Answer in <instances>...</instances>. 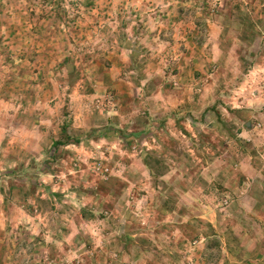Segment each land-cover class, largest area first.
I'll return each mask as SVG.
<instances>
[{
    "label": "rangeland",
    "instance_id": "1",
    "mask_svg": "<svg viewBox=\"0 0 264 264\" xmlns=\"http://www.w3.org/2000/svg\"><path fill=\"white\" fill-rule=\"evenodd\" d=\"M147 1L0 0V208L8 207L16 222L8 226L5 221L0 229V264H138L117 257L119 245L103 247L90 242L94 234L86 226L78 235L80 243L72 246H62L53 234L57 232L56 223L65 222L61 214L66 204L62 201L70 199L65 194L93 191L94 183H99L98 189L104 191L111 183L102 174L109 173L111 178L119 180L118 175L124 172L131 175L145 172L129 164L132 147L139 145V138L144 136L132 139L128 136L127 143L125 139L114 141L113 137L115 143H109L101 140L100 135L111 127L105 125V112L118 110L123 95L132 102L133 97L143 100L155 92V59L162 60L157 73L166 81L178 71L173 67L165 71L169 58L166 44L159 42L160 48L155 49L153 15L162 7L155 9V4L150 6L151 2ZM190 1L194 8L179 5V19L175 21L179 28L188 29L186 33L192 44L203 49L199 54L202 64L196 65L203 71L189 69L190 76L200 78L191 93L199 96L206 85L212 87L208 106L193 118L201 125L195 126L201 131H206L209 122L224 127L225 131L214 134L210 141L217 145L229 143L238 150L239 158L247 152L244 144L261 151L264 149V36L259 31L252 32L251 22H238L237 16L225 20L223 35L219 24L206 27L202 15L212 20L217 14L229 17L230 3L235 0H219L216 8H212L211 0ZM238 24L243 25L240 31ZM223 37L222 51L216 49V43ZM198 61L199 58L194 62ZM145 81H153L154 85ZM131 102L126 100L131 113L139 115L141 105ZM243 111L251 113L233 119V112ZM148 119L153 122L151 116ZM245 119L253 121L256 127L249 141L229 131L234 126L242 131ZM171 138L179 142L176 152L183 154L184 144L174 136ZM73 139L82 141L76 144ZM221 152L215 149L209 156L215 158ZM262 154L264 151L255 156L259 158ZM101 163H107V172ZM151 169L155 172V166ZM84 179L89 183H84ZM110 187L120 189L117 181ZM229 200L217 196L205 203L216 204L215 210L221 213L220 208L227 207ZM22 210L32 217V222L38 223L40 215L46 218L50 226L43 231L52 243L36 244L34 238L42 235L30 233L34 225L32 230L28 229L30 224L24 221L29 217ZM194 216L193 220L200 214ZM94 217L101 220L103 214L83 210L84 225L92 224ZM200 221H194L199 228L200 224L205 225L203 218ZM105 227L106 224L101 229L107 231ZM208 242L203 264H214L219 246L213 239ZM176 251L177 262L172 264H186L189 260L185 255L191 259L200 257V250L189 245ZM201 262L199 259L198 264Z\"/></svg>",
    "mask_w": 264,
    "mask_h": 264
},
{
    "label": "crops",
    "instance_id": "2",
    "mask_svg": "<svg viewBox=\"0 0 264 264\" xmlns=\"http://www.w3.org/2000/svg\"><path fill=\"white\" fill-rule=\"evenodd\" d=\"M148 1L151 2L150 6L155 4V9L162 7L157 10L161 15L157 11L153 15L155 49L160 48V43L166 44V55L169 58L166 61L165 71L172 67L178 71L172 75V79L166 81L157 73L160 68L158 64L162 60L155 59V92L146 95L143 100L137 96L133 97L132 102L128 96L123 95L118 110H107L104 115L105 125L111 126L109 127L111 132L113 128H117L118 131L110 138H101L109 143H115L112 142L113 137L117 142L125 139L127 143L128 136L131 137L130 139L137 135L144 136L139 138V145L132 147L133 153H130L129 164H134L145 172L139 175L124 172L118 175V180L111 178L109 173L102 174V170L99 169L104 175V180H109L111 184L107 185L108 188L104 191L98 189L99 183H94L91 189L93 191L65 194L64 197L70 198L62 201L66 204L62 210L64 214H61L65 222L62 223L63 225L56 223L58 228H54L57 232L53 234V238L64 247L78 244L80 230L86 226L88 231L94 234L90 242L103 247L107 244L119 245L117 257L138 264L177 262L174 253L177 252L176 249L185 245H189L193 250H200L199 258L191 259L190 255H185L189 260L186 264H198L199 259L203 264V257H207L209 248L208 240L213 239L219 246V256L217 255L214 264H264V154L259 158L255 156L264 149L258 151L257 148L244 144L243 149L247 152L241 154L239 158L238 150H234L235 147H231L229 143L219 142L217 145L214 141H210L215 138L214 134L217 136L224 132V127L211 125L209 122L206 131H201V128L195 126L198 123L201 125L193 118L208 106V95L212 87L208 84L199 96L192 95L193 87L200 78L190 76L189 69L203 71L196 67L202 64L199 54L203 49L200 48L202 46L193 45L186 33L189 32L188 29L182 26L179 28L175 21L176 18L179 19V5L188 6L190 10L194 6L190 0ZM230 7L232 14H229V17L217 14L215 20H212L205 18L204 15L201 16L200 13L196 15L205 19L207 28L219 24L221 32L225 31V20L237 16L238 22L243 20L251 22L252 32L259 31L260 35L264 36V0H235L230 3ZM139 20L142 21L143 17ZM178 23L180 24L181 20ZM238 25L241 26L237 29L240 31L243 25ZM223 34L222 32L221 35ZM222 41L225 42V37L217 40L216 49L223 51ZM198 58L200 63L199 61L195 63ZM145 82L154 85L153 81ZM257 97L255 96L254 99L258 100ZM126 100L131 102L130 104L141 105L139 115L131 113V107ZM247 108L251 107L248 105ZM250 113V111L233 112L232 115L236 120L241 119V116L248 117ZM254 114L252 113V116ZM149 116L152 117V123L148 119ZM246 119L243 121L242 131H239L237 126L231 127L229 131L249 141V135L254 133L256 127L253 121ZM119 130L121 135L117 134ZM147 134L149 136H146ZM203 134H209L210 137L206 138ZM171 136L184 144L183 154L176 152V149L180 148L179 142ZM238 148H241L240 145ZM215 149L222 152L216 153L215 158H212L209 155H212ZM233 156L238 158L233 159ZM101 164L106 168L103 171L107 172L109 169L107 163ZM154 166L155 172L151 169ZM95 180L94 178L93 182ZM87 181L84 179V183L88 184ZM116 181L119 184V191L110 187L112 182ZM217 196L230 198L228 206L220 208L221 213L215 210L216 204L205 203L211 197ZM3 199L4 197L1 202ZM180 199L184 201L180 202ZM196 200L202 202L197 203ZM85 209L92 214L102 212L103 218L100 220L94 217L92 224L84 225L82 212ZM68 211L74 215L70 216ZM22 212L25 217H29V220L24 221L30 224L28 229L32 230L34 225V230L30 233L42 235L38 239L34 238L36 244L47 245V236L44 235L43 230L48 229L50 225L46 218L40 215V220L36 223L31 221L32 217L26 210ZM195 213L200 216H196L197 219L193 220ZM203 213L208 214V217H204ZM12 214L8 207L0 208L1 230L5 221H8V226L9 223H16ZM144 215L147 217L142 218L141 216ZM180 217L183 219L179 220ZM202 218L205 220V225L200 224L199 228L194 221L201 223ZM115 223L118 225L114 228ZM105 224L107 231L101 229ZM48 242L52 243V240Z\"/></svg>",
    "mask_w": 264,
    "mask_h": 264
},
{
    "label": "trees",
    "instance_id": "3",
    "mask_svg": "<svg viewBox=\"0 0 264 264\" xmlns=\"http://www.w3.org/2000/svg\"><path fill=\"white\" fill-rule=\"evenodd\" d=\"M112 131L113 132H111V130L109 129V128H106V129H104L103 130V132L101 133V135H100V137H103V138H108V137H111V136H109V133L111 134V135H114L115 134V132H116V130L115 129H112ZM118 131V130H117ZM117 134L118 135H121L122 133H120V131L119 132H117ZM82 140H79V139H73V142L74 143H79V142H81ZM216 243V242H215ZM216 245V244H215Z\"/></svg>",
    "mask_w": 264,
    "mask_h": 264
},
{
    "label": "built area",
    "instance_id": "4",
    "mask_svg": "<svg viewBox=\"0 0 264 264\" xmlns=\"http://www.w3.org/2000/svg\"><path fill=\"white\" fill-rule=\"evenodd\" d=\"M210 4L212 8H216L217 6H219V0H211Z\"/></svg>",
    "mask_w": 264,
    "mask_h": 264
}]
</instances>
